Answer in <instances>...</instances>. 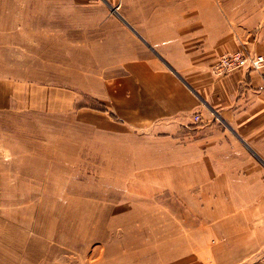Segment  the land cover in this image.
<instances>
[{"label": "crops", "instance_id": "obj_1", "mask_svg": "<svg viewBox=\"0 0 264 264\" xmlns=\"http://www.w3.org/2000/svg\"><path fill=\"white\" fill-rule=\"evenodd\" d=\"M81 1L0 0V111L33 110L34 81L50 78L49 49L66 46V16H81ZM209 4L156 10L131 50L125 35L127 47L107 52L115 59L95 77L105 82L90 84L111 112L101 128L137 148L154 165L155 191L170 196L140 200L153 216L122 231L121 250L97 248L90 264L264 260V69L213 71L219 53L264 52V5L233 15Z\"/></svg>", "mask_w": 264, "mask_h": 264}, {"label": "rangeland", "instance_id": "obj_2", "mask_svg": "<svg viewBox=\"0 0 264 264\" xmlns=\"http://www.w3.org/2000/svg\"><path fill=\"white\" fill-rule=\"evenodd\" d=\"M207 1L206 9L233 15L264 5L83 0L81 16H66V46L49 49L50 78L35 79L33 110L0 111V264H90L97 248L121 250L122 231L153 216L152 204L141 206L140 200L170 198L155 191L154 165L101 128L111 112L104 99L90 95V84L105 82L95 77L115 59L107 52L127 47L125 35L131 50L140 39L138 24L151 29L156 10L189 12ZM78 29L80 49L72 46ZM219 55L213 71L224 75L216 68ZM36 59L35 67L41 64Z\"/></svg>", "mask_w": 264, "mask_h": 264}, {"label": "built area", "instance_id": "obj_3", "mask_svg": "<svg viewBox=\"0 0 264 264\" xmlns=\"http://www.w3.org/2000/svg\"><path fill=\"white\" fill-rule=\"evenodd\" d=\"M247 66L250 69L260 70L264 68V52L263 53H250L242 49H236L229 52H222L218 56L217 71L227 73L236 67ZM193 120H199L198 113L193 115ZM258 264H264V260Z\"/></svg>", "mask_w": 264, "mask_h": 264}]
</instances>
